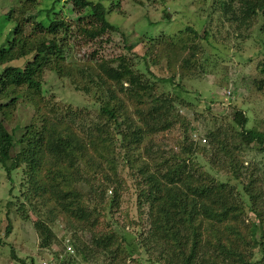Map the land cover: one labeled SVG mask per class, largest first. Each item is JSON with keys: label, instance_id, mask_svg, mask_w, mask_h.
Wrapping results in <instances>:
<instances>
[{"label": "trees", "instance_id": "obj_1", "mask_svg": "<svg viewBox=\"0 0 264 264\" xmlns=\"http://www.w3.org/2000/svg\"><path fill=\"white\" fill-rule=\"evenodd\" d=\"M38 1L13 0L15 5L0 17L3 26L14 23L0 45V68L33 56L23 68L0 70V166L10 181L14 171H21L24 202L18 213L25 221L26 207L36 214L32 225L38 249H49L61 219L73 250L55 255L62 256L63 264H252L256 250L261 258L254 263L264 264V165L245 156L251 151L264 154V130L249 127L247 112L239 108L204 133L201 144L192 138L197 130L180 114V108L201 105L205 98L176 81L177 75L183 79L198 67L194 57L200 51V34L187 26L172 36L147 38L139 54L128 36L107 20L118 0H109V9L88 0H68L64 3L72 22L60 14V0L39 10ZM43 14L46 21L39 19ZM210 16L202 34L206 42L224 29L228 37L245 39L243 33L254 24L264 36V0H213ZM213 21L218 34L209 30ZM77 41L94 47L93 54L82 61L72 58ZM159 66L166 71L178 67L182 76H155L152 68ZM199 67L200 73L206 72ZM257 70L260 79L254 87L264 92V60ZM45 72L70 80L77 91L94 99V107L61 106L45 97ZM176 82L182 91L195 93L197 101L171 96ZM213 97L205 98L209 105L217 101ZM23 103L34 115L26 126L8 130L6 124ZM220 106L222 113L226 106ZM178 124L184 131L177 146L155 141ZM197 154H210L208 163L228 181H219L194 162ZM124 177L133 184L139 214L145 213L149 222L146 231L129 224L137 258L126 237L101 222L118 211ZM40 206L49 207L46 219L37 214Z\"/></svg>", "mask_w": 264, "mask_h": 264}, {"label": "rangeland", "instance_id": "obj_2", "mask_svg": "<svg viewBox=\"0 0 264 264\" xmlns=\"http://www.w3.org/2000/svg\"><path fill=\"white\" fill-rule=\"evenodd\" d=\"M60 1L59 6L64 4L60 14H62L65 21L72 22L73 14L66 11L69 5L64 3L68 0ZM88 1L101 3L106 9H109L112 4L109 0ZM12 2L13 0H0V17L8 12L10 6L15 5ZM50 2L51 0L36 2L38 10L45 7L50 8ZM118 2V5L114 7L116 10H112L107 14V20L128 36V44L132 45L134 51L139 54L145 51L147 38L164 37L163 35L172 36L184 30L187 26L200 34V39L197 41L200 44V51L194 57L196 59L195 66H198L196 68L201 66L202 70H206V72L200 73V70L195 68L184 73L183 79H180L177 75L176 81L188 91L195 90L199 92L201 98L216 95L217 98L213 97L212 100L217 101L209 105V102L204 98L201 100L203 101L201 105H193L190 109L180 108V114L185 118V121L197 130L192 136L193 140L205 144V141H203L206 140L204 133L213 130L224 117L225 120H229L239 108L247 112L250 118L249 127L264 130V92H257L254 87V82L260 79L257 64L264 60V36L259 32L257 24H254L250 30L243 33L247 36L245 39L228 37L224 29L221 34L219 33L220 35L209 36L206 42L202 39V34L206 30L205 24L210 22L213 0H118ZM39 19L46 21L47 17L43 14ZM3 24L0 20V45L3 44L7 32L11 31L14 25L13 22H9L4 26ZM29 27L31 26H27L28 31H30ZM209 30L212 34H218L215 29V21H213ZM120 39L118 36L116 40ZM109 48V45L104 47L105 52L108 54L112 51ZM93 50L94 47L85 46L81 41H77L74 44L71 56L76 61H82L92 55ZM32 57V54H30L11 61L2 66L0 70L7 66L23 68ZM167 70L159 66V68H152L151 72L155 76L166 79H170L175 72L182 76L178 67L174 70ZM192 75H194L193 77L197 75V78L193 79L190 77ZM42 81L45 97H50L59 105L72 104L81 107V109L84 107L92 109L94 107V99L77 91L70 80L59 79L56 75L45 72ZM177 82L170 89L171 96L178 97L179 101H186L189 98L192 101H197L195 93L188 94L182 91L177 87ZM222 102L225 104L226 109L220 113L219 111L223 110L220 106ZM206 104L209 105L210 109L206 108ZM19 105L13 121L6 124L8 130H13L15 126H26L34 115L33 108L30 105L25 103ZM196 112L203 115H198ZM183 131L184 128L178 124L172 131L155 137V141L164 142L168 140L170 145L177 146L176 143L181 139ZM15 138H19L18 132L15 134ZM209 156L210 154L207 156L197 154L192 157V160L219 181L227 182L228 177L224 173L216 171L208 163ZM245 156L254 163L260 162L264 165V154L262 153L251 151L246 153ZM20 175V170L14 171L11 176L12 181H10L0 166V264H20L23 259L26 260V264H30L29 260H32L33 264H42L44 260L55 255H64L66 251L63 248L69 244L68 241L71 235L70 232L64 230L65 223L59 219L57 225L53 228L56 237L50 244L49 249H38L39 241L32 225L36 219V214L29 207H26L29 220L25 221L18 213L20 202H24L19 189ZM124 178V191L118 211L113 212L111 219L109 216H106V219L101 218V222L105 226L108 225V229L115 230L118 235H124L128 245H130L129 250L132 257L137 258L139 250L136 249L134 243V240L136 241L135 237L129 231V224L131 222L133 226L139 225L146 231L149 222H147L145 213L140 215L138 212L133 184L129 178ZM107 196H111L110 191L107 192ZM39 208L37 214L46 219L45 214L49 207L40 206ZM106 212H109L108 208ZM251 218L254 221V217ZM7 228L8 233H6ZM134 230H137V228L134 227ZM91 248L94 249L95 247ZM260 258L261 254L256 250L252 264H257L254 262ZM91 264L93 263L91 262Z\"/></svg>", "mask_w": 264, "mask_h": 264}, {"label": "built area", "instance_id": "obj_3", "mask_svg": "<svg viewBox=\"0 0 264 264\" xmlns=\"http://www.w3.org/2000/svg\"><path fill=\"white\" fill-rule=\"evenodd\" d=\"M66 252L72 254L73 250H72V248L70 246L67 245ZM61 258H62V256H59L58 258H56L54 256V257H51V258H49L47 260H44L42 262V264H63V262L61 261Z\"/></svg>", "mask_w": 264, "mask_h": 264}, {"label": "clouds", "instance_id": "obj_4", "mask_svg": "<svg viewBox=\"0 0 264 264\" xmlns=\"http://www.w3.org/2000/svg\"><path fill=\"white\" fill-rule=\"evenodd\" d=\"M203 141H205V140H203Z\"/></svg>", "mask_w": 264, "mask_h": 264}]
</instances>
